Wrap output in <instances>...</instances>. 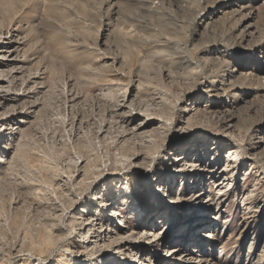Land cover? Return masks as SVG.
Returning <instances> with one entry per match:
<instances>
[{"label":"rangeland","instance_id":"374dc122","mask_svg":"<svg viewBox=\"0 0 264 264\" xmlns=\"http://www.w3.org/2000/svg\"><path fill=\"white\" fill-rule=\"evenodd\" d=\"M228 1L0 0V29L23 43L18 73L6 71L13 100L0 102V264H77L80 253L99 256L96 264H133L122 246L140 241L139 209L129 205L125 182L104 177L127 173L135 162L148 168L157 158L164 171L157 155L175 126L217 130L212 111H180L200 81L230 76L215 115L232 119L241 138H264V0ZM144 120L153 124L136 130ZM250 172L243 168L242 177ZM247 176L253 204L263 203L264 181L257 171ZM128 182L148 211L162 196L135 172ZM96 195L106 196L112 211L96 221L105 242L88 244L93 238L81 222L98 208L90 207ZM84 207L90 214L81 215ZM254 223L251 232L220 230L208 264H246L240 243L257 233L259 217ZM165 250L136 261L149 264L154 255L150 264H164ZM195 261L186 264H203Z\"/></svg>","mask_w":264,"mask_h":264},{"label":"bare ground","instance_id":"6f19581e","mask_svg":"<svg viewBox=\"0 0 264 264\" xmlns=\"http://www.w3.org/2000/svg\"><path fill=\"white\" fill-rule=\"evenodd\" d=\"M236 1L229 0L228 5L233 6ZM223 3L218 2L214 7L221 9ZM21 40V38L18 39L11 32L0 29V102L3 104L13 100V94L9 88L10 80L8 81L6 71H11L12 77L18 73L16 71L18 67L16 66L21 63V58L17 57L18 54L16 55V53L18 51L16 52V50L23 44ZM7 68L10 69L7 70ZM224 75L225 77L223 76V78L218 80L200 81L199 87L191 90L185 96L184 101H182L183 106L180 109L183 115H188L194 109L197 111H212L211 119L218 118L216 120L218 122L217 130H213V127L210 130L207 125V127L205 126L200 130V133H195L194 131L184 130V127L176 128L175 126L169 131L168 139L162 148L163 155H157L159 158L163 157L166 162L164 171L162 170L164 168L160 169L158 167L157 158L151 162L148 168L144 169L138 162H135L130 164L127 173H112L104 177V181L113 177L115 179L120 178L122 184L125 182L124 189L128 198L131 199L129 205L132 208L139 209L140 218L139 215L136 218L140 222L136 224V227L141 229L137 233L141 235L140 241L135 239L136 241L124 243L122 246L124 252H127L132 257L133 264H143L144 261H142L141 257L136 261V256L140 253L148 252L152 256V254L158 253L159 248L164 245L166 252L163 254L159 253V258H162L164 264L192 263L196 258H201L203 264H208L212 258L209 246L215 240L220 239L221 236H218L220 230L231 227L234 229L243 228L244 231L251 232L255 225L256 217L257 219L259 217L260 221L257 233L255 231V234L249 233L251 238L242 236L240 246L247 251L246 264H258L259 261L264 260V202L253 204L252 192L247 193L244 187L247 175H250L253 171H257L260 179L264 181V155L263 149H260V145L264 143V138H261V136L257 138V141H254L252 134L247 136V138H241L238 132L237 134L234 133L235 127L232 119L220 120V117L215 115L216 101L222 95L224 96V87L228 86L227 81L230 80V76L227 78L226 73ZM4 120L5 118L0 120L2 124L5 123ZM135 122L137 121L133 123ZM152 124L153 121L144 120L136 123L134 128L138 131H143V129ZM259 149L260 151L257 152ZM247 166L252 172L246 175L243 174L242 177L241 171ZM133 172L136 173V176L141 177L142 181L147 182L150 187H155L161 191V198L155 199L156 205L150 211L145 208L143 202L137 199L136 195L131 191L128 177ZM188 180L189 187L184 191V186L188 183ZM178 182L180 183L177 192L176 186ZM98 195L93 197L94 204H90V207L98 204V208L94 209L95 212L93 214L90 209L86 211V207L81 210V215L83 213L90 214V212L93 215L89 219L84 217L83 222H81V231L87 228V231H89L87 233L91 232V236H89L93 238V240L87 241L88 244H98L100 241L105 242L106 234L104 235V232L106 230H103L104 227H102L98 231L96 221H102L106 217L104 209L108 208V213L112 211L110 207L112 204L105 202L107 197ZM187 195L189 197L186 198ZM96 200L101 201L95 203ZM88 205L89 203H86V206ZM234 206L238 207V210L233 214ZM99 208L100 210L98 211ZM180 210L185 213L184 218L179 215ZM101 211L102 213H100ZM146 215H149V217L144 221V216ZM108 216V221H112L116 217L113 214ZM81 218L83 216L78 219ZM126 223L123 220V225ZM83 226L85 228L82 229ZM116 226L118 232H120L121 224L117 223ZM220 248L217 250L219 258H221L222 254V249ZM118 250H120L119 247ZM133 252L135 256H133ZM256 252L258 255H256ZM96 258L89 259L87 254L80 253L78 257H75V262L77 264H96ZM153 259L154 255L149 260V264L152 263ZM102 261L105 262L103 258ZM106 262L108 263V261ZM123 262V258L119 259V264H127Z\"/></svg>","mask_w":264,"mask_h":264}]
</instances>
